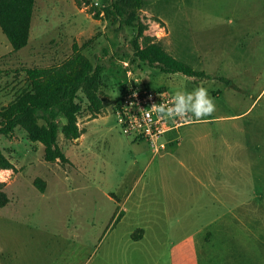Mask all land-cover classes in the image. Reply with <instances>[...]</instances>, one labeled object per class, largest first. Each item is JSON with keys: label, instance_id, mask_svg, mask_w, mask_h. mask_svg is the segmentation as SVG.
<instances>
[{"label": "rangeland", "instance_id": "1", "mask_svg": "<svg viewBox=\"0 0 264 264\" xmlns=\"http://www.w3.org/2000/svg\"><path fill=\"white\" fill-rule=\"evenodd\" d=\"M106 4L36 0L29 43L19 50L0 27V109L24 85L26 69L62 63L73 53L74 43L94 63L105 66L101 112L95 117L81 112L80 140L59 138L66 161H46L43 145L32 142L22 128L12 136L0 134V148L23 170L18 182L29 184L19 195L10 185L11 200L0 209L2 263L201 264L205 256L213 264H264L261 209L254 208L252 231L232 221L228 234L227 226L214 222L225 209L214 197L227 193L223 180L229 176L219 172L222 168L243 166L246 172L254 167L264 173V0H146L139 11L147 24L145 34L161 40L175 57L205 70L206 77L165 73L136 59L132 39L137 29L120 26L103 13L94 15ZM129 80L166 88L175 97L203 87L215 105L212 117L242 114L199 130L210 132L208 140L213 142L202 156L183 158L169 149L150 162L151 149L140 140L146 155L133 164L134 145L114 113ZM186 103L194 109L197 97ZM204 163L220 181L212 185L210 206L209 191L189 171L192 166L204 181ZM135 175L141 179L127 205L139 196L143 200L146 237L139 240L130 235L136 224L133 213L122 206ZM4 178L7 181L2 178L0 183L11 184L13 173ZM261 182L258 193L264 207V179ZM239 187L243 190L230 197L234 202L250 196L249 185Z\"/></svg>", "mask_w": 264, "mask_h": 264}, {"label": "trees", "instance_id": "2", "mask_svg": "<svg viewBox=\"0 0 264 264\" xmlns=\"http://www.w3.org/2000/svg\"><path fill=\"white\" fill-rule=\"evenodd\" d=\"M105 2V6L93 11L94 15L97 17L103 13L105 18L118 22L120 26L137 29L132 39L136 59L157 66L165 73L207 76L205 70L196 69L175 57L161 40L145 34L147 24L140 19L139 11L146 5V0ZM35 4L36 0H0V27L14 50L29 43ZM104 68V64L94 63L82 47L74 43L73 53L62 63L26 69L24 85L15 93L13 100L0 109V134L12 136L22 128L32 142L44 146L46 161H66L59 138L61 135L66 140L80 137L78 117L83 110L94 117L101 112ZM126 86L125 83L122 90ZM13 168V162L0 148V169ZM35 182L38 183L37 180ZM2 187L3 183H0V207L8 201ZM39 189L44 192L45 188L40 186Z\"/></svg>", "mask_w": 264, "mask_h": 264}, {"label": "crops", "instance_id": "3", "mask_svg": "<svg viewBox=\"0 0 264 264\" xmlns=\"http://www.w3.org/2000/svg\"><path fill=\"white\" fill-rule=\"evenodd\" d=\"M242 113L239 114H235V115H229V116H213L211 115V113L208 115V117H202V118H197V119H192L190 123H187L177 129L171 130L169 132H167L159 141L163 144H165V147L163 150L161 151H155L151 145L147 142L148 147L151 149V159L150 162L153 160V158L157 157V156H163L166 152H169V149H175L176 152L183 157V158H190L192 157L194 154L195 155H203V150H205L204 148H211V143H213L211 140L209 139V133L208 131H206V129L201 130V132L199 131L202 127L217 122V121H229L232 119H229L227 117L230 116H238ZM238 128V127H237ZM200 132V133H199ZM78 139V138H77ZM81 138H79L80 140ZM131 144H133V148L132 150L134 151L133 153V160L132 163H137L138 159L143 160L146 155V150H145V146L142 144V141H131L129 140ZM39 144V143H38ZM187 144V145H186ZM41 145V144H40ZM44 149V146H43ZM179 151V152H178ZM26 154V153H25ZM60 161V160H59ZM181 163H183L182 160H180ZM14 164V168L13 169H0V179H2V181H7L6 178H4L7 173L8 176L12 175L13 173V182L10 184L9 182H1L3 183V187L2 190L4 192H6L7 197H8V201L10 202L11 197L9 195V193L7 192V189L10 187V185H12V192L15 195H19L22 194L26 188L29 186V184H25L22 182H18L19 181V177L20 174L22 173V169L21 167H19L18 165ZM202 169L204 170H200V172L203 173L204 177V181L201 179V177L199 176H195V172L192 169V166L189 168V171L191 172V174L194 176L193 179L197 180V183L199 185H201L205 190H208V196H209V201L207 203L208 206L211 205V201H210V197H213L212 195V185L216 184V182H220L217 179H213L212 175V171L210 169H206L207 165L206 163L202 164ZM243 167V166H242ZM242 167H238L235 169H231V168H222L219 172L222 175H227L229 177L224 178L223 182L227 185L226 192L225 194H222V196L224 195V198L221 197V194H215L214 197H216V202L221 204L222 207H224V211L221 213L222 215L218 218H216L214 220V222H216L217 224H222L224 226L228 227V230L225 231V233L230 234L231 230L228 226V224L232 221L237 222L241 227V228H248L250 229V231L253 230V226H254V221H253V212H254V208H258L259 210L261 209L264 215V207L263 204H261L260 200H259V186L262 183L261 181L264 179L261 178L260 176H262V174H264L261 171H257L254 170L255 168L252 167L251 170H246V172L244 171V169ZM218 172V173H219ZM238 175H240V177H237ZM233 176H235L234 180H230L231 178H233ZM246 176V177H245ZM248 176V177H247ZM141 178L138 177V175H135V178L133 179V183L131 184V187L129 190L124 192V196H123V201H122V206L124 207V209L126 210L127 213H133V217L136 224H134L135 227H133L130 235H132V238L134 239H143L146 237V221L144 219H142L143 215V210H142V206H144L143 204V200L140 199V196L137 197L133 202H132V206L129 207L127 204L129 203V201L131 200V197L133 196L135 190L136 189V183H138V181ZM14 184H16V186H14ZM249 185L248 190L251 191L249 198H244L241 199L240 201H232L230 199L231 196H233L234 192L238 191V190H243L241 189V185L245 186ZM264 184V183H263ZM217 187V186H216ZM215 191H220V188H216L214 189ZM220 195V196H219ZM110 198H112L110 196ZM3 206H7L8 202ZM3 207H0L3 208ZM210 220V219H209ZM218 220V221H217ZM212 221V220H211ZM210 221V222H211ZM145 225V226H144ZM138 233H135V232ZM253 233V232H251ZM186 236V234L184 235ZM254 237V236H253ZM185 238V237H182ZM253 242H254V238H252ZM174 245V244H173ZM178 246H180V243L177 244V249ZM174 248V246H173ZM243 257L247 258V254L240 253ZM239 254L240 258L241 255ZM1 261V258H0ZM203 262H201V264H213L212 262H210L205 256L204 259L202 260ZM247 264H261L259 261H254L253 263L250 262L249 260H246ZM1 264L2 261H1Z\"/></svg>", "mask_w": 264, "mask_h": 264}, {"label": "built area", "instance_id": "4", "mask_svg": "<svg viewBox=\"0 0 264 264\" xmlns=\"http://www.w3.org/2000/svg\"><path fill=\"white\" fill-rule=\"evenodd\" d=\"M160 105L166 109L173 107L175 96L166 88L129 80L114 104L122 133L131 141L146 140L157 151L163 149L165 144L159 140L167 132L190 123L191 119L189 112L173 117L159 113L155 109Z\"/></svg>", "mask_w": 264, "mask_h": 264}, {"label": "clouds", "instance_id": "5", "mask_svg": "<svg viewBox=\"0 0 264 264\" xmlns=\"http://www.w3.org/2000/svg\"><path fill=\"white\" fill-rule=\"evenodd\" d=\"M193 95L197 97V104L194 109L188 110L186 101L190 100ZM214 107L215 105L212 99L208 97L206 89L199 87L194 91V93L188 94L187 96L178 93L175 97V105L173 107L166 109L165 106L160 105L155 110L159 113L167 115L168 117L183 115L185 112H191L195 117L199 118L210 114L214 110Z\"/></svg>", "mask_w": 264, "mask_h": 264}]
</instances>
